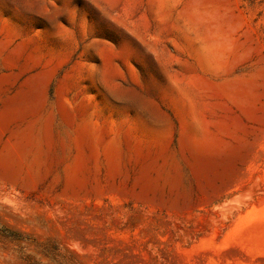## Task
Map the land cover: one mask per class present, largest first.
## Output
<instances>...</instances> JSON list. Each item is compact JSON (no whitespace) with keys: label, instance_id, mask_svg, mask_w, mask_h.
<instances>
[{"label":"rangeland","instance_id":"obj_1","mask_svg":"<svg viewBox=\"0 0 264 264\" xmlns=\"http://www.w3.org/2000/svg\"><path fill=\"white\" fill-rule=\"evenodd\" d=\"M36 1L0 0V41L26 44L0 56V114L29 78L46 76L37 113L0 121V156L19 131L38 134L49 114L54 143L39 165L25 153L17 177L0 171V264H264V0H215L227 37L209 64L193 54L201 37L180 14L185 0H43L42 9ZM175 77L195 117L225 144L205 167L181 145L182 116L167 88ZM150 80L157 87L148 90ZM125 87L165 117L112 95ZM83 119L94 129L86 142ZM118 133L114 166L96 144Z\"/></svg>","mask_w":264,"mask_h":264},{"label":"bare ground","instance_id":"obj_2","mask_svg":"<svg viewBox=\"0 0 264 264\" xmlns=\"http://www.w3.org/2000/svg\"><path fill=\"white\" fill-rule=\"evenodd\" d=\"M101 2L107 6H114L117 0H101ZM35 6L42 9L44 7L43 0H37ZM181 7L180 14L188 20V24H190V28L195 31V35L198 34L201 37V40L197 39L198 42L201 41V46L199 49L193 50V54L198 60L203 61L205 64L211 63L217 55L224 53V49L226 47L224 40L225 37H227V32L223 27H221L222 15H220L215 0H185ZM52 11L46 10V16H51ZM170 14L171 11L168 8L161 10L160 19L162 21V26L160 28L162 30L168 25ZM102 18L105 21L108 20L106 17ZM25 48L26 44L23 42L15 43V41L13 42L10 40L0 41V56L6 52L14 53L15 56L23 52ZM151 50L153 51V49ZM179 63L186 71H191L192 64L188 61H180ZM45 81L46 76L43 74L34 75L29 78L25 86L4 105L3 111L0 114V121L2 123H6L18 113L22 114L28 111L37 113L40 110V98H42L40 91ZM145 86L148 90L156 88L157 81L150 80L145 84ZM232 86V83H226V87H223V89L227 91V89H230ZM167 88L173 95L175 103L182 116L183 130L180 139L181 145L183 149H188L192 153L197 166L205 167L213 162L220 153L226 152L224 148L225 144L222 138L212 137L208 134V131L195 117L190 99L186 92L182 90L180 79L178 77L169 78ZM111 93L114 97L119 99L142 103L151 109L155 114L161 116L162 118L165 117V114L159 109V107L154 104L153 101L151 102L145 99L143 94L135 87H125L111 91ZM245 93L246 88L243 85H239L237 87V96L242 98ZM58 110L66 118V120L71 119V108L66 102H60L58 104ZM52 126L53 115L49 114L45 118L38 134L35 133L33 126L27 127L26 129L16 133L15 141L11 144V146L5 145V149L0 156V171L3 174L17 177L21 172L20 168L22 157L25 153H30L32 151L33 153L30 161L31 166L33 167L41 164L45 160L46 156L49 155L54 143ZM149 133L157 135V140L161 144H164L165 138L163 137V133L152 129L149 130ZM78 137L82 142H86L94 138L93 126L87 119H83L82 122H80L78 126ZM123 138L124 134L118 133L117 136L111 138L109 141H101L96 144L97 147L100 145L103 146L104 155L111 165L115 166L119 161ZM80 166L81 161L78 162L77 166L73 170L74 177H76V175L80 172ZM149 172L150 166H146L141 180L146 188L151 189L153 187V181L148 175ZM177 180V176L176 178L168 176L166 179L167 182H171L172 184H174V182L176 183Z\"/></svg>","mask_w":264,"mask_h":264}]
</instances>
